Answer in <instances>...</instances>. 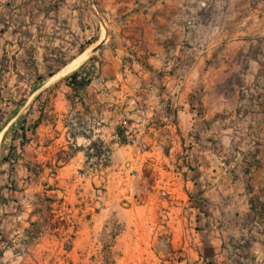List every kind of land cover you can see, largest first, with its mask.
Listing matches in <instances>:
<instances>
[{"label":"crops","instance_id":"crops-1","mask_svg":"<svg viewBox=\"0 0 264 264\" xmlns=\"http://www.w3.org/2000/svg\"><path fill=\"white\" fill-rule=\"evenodd\" d=\"M221 1L0 0V264H97L107 218L118 263L264 264V49Z\"/></svg>","mask_w":264,"mask_h":264},{"label":"rangeland","instance_id":"rangeland-1","mask_svg":"<svg viewBox=\"0 0 264 264\" xmlns=\"http://www.w3.org/2000/svg\"><path fill=\"white\" fill-rule=\"evenodd\" d=\"M219 11L222 15L220 22L224 26L226 35H256L254 47L257 54L260 49H264V0H222ZM258 58L260 62L264 63V54L259 55ZM120 231L121 222L118 220L113 223L110 218L102 221L101 228L97 233V247L94 254L97 264H125L118 263L116 256L120 254V251L113 247L119 239ZM71 241L72 234L64 248L53 250L41 247L20 248L19 251L25 252L27 259H22L17 264H72L74 248ZM77 250L75 249V251ZM49 253L52 258L51 261L46 262V256ZM87 254L88 249H86ZM63 258L66 262L63 261Z\"/></svg>","mask_w":264,"mask_h":264},{"label":"bare ground","instance_id":"bare-ground-1","mask_svg":"<svg viewBox=\"0 0 264 264\" xmlns=\"http://www.w3.org/2000/svg\"><path fill=\"white\" fill-rule=\"evenodd\" d=\"M58 74V73H57ZM56 75V74H55ZM54 77V76H53Z\"/></svg>","mask_w":264,"mask_h":264}]
</instances>
